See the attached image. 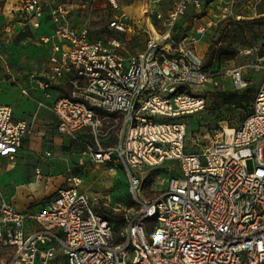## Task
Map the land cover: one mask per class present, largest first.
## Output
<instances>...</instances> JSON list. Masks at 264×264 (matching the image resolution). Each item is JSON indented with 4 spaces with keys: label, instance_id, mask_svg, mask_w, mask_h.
<instances>
[{
    "label": "built area",
    "instance_id": "built-area-1",
    "mask_svg": "<svg viewBox=\"0 0 264 264\" xmlns=\"http://www.w3.org/2000/svg\"><path fill=\"white\" fill-rule=\"evenodd\" d=\"M68 3L24 0L21 23L7 31L38 33L48 57L44 69L13 82L21 98L53 114L65 139L96 142H83L92 163L125 171L130 204L109 219L74 175L38 210L18 212L3 199L0 264H264V52L225 74L231 90L242 91L245 71L262 73L241 125L187 137L183 122L221 86L197 43L244 18L234 0H145L138 17L115 13L117 1L108 0V39L72 20ZM96 108L120 120L111 146L98 142ZM31 128L0 104V170L13 169ZM165 162L174 172L146 199L141 169Z\"/></svg>",
    "mask_w": 264,
    "mask_h": 264
},
{
    "label": "rangeland",
    "instance_id": "rangeland-1",
    "mask_svg": "<svg viewBox=\"0 0 264 264\" xmlns=\"http://www.w3.org/2000/svg\"><path fill=\"white\" fill-rule=\"evenodd\" d=\"M55 1L69 2L72 20L87 25L94 37H110L107 22L112 11L108 0ZM116 1L118 9L115 13L130 12L138 17L145 0ZM23 3L24 0H0V104L12 105L17 117L22 116L31 122L32 132L25 138L13 169L5 171L3 167L0 170V201H9L18 212L38 210L48 195L58 187L67 186V179L74 175L81 180L80 190L93 198L96 210L108 214L109 219L118 220L112 209H118V204L122 207L130 204L125 171L120 166L92 163L83 153V142L88 140L92 145L96 142L90 138L78 141L65 139L56 129L53 114L43 108L38 110L33 102L21 98L13 82L16 77V81L22 84L28 73L44 69L48 57V50L40 42L38 33L33 34L27 29L14 35L7 31L8 27L16 29L21 23L17 14ZM234 3V10L244 18L218 24L197 43L204 58L205 71L218 78L226 90L222 91L219 86L206 91L205 107L188 117L187 136L221 127L237 128L251 113L262 73L245 71L249 85L242 91L231 90L225 74L234 67L255 61L264 51V0H234ZM229 48L236 54L226 60L221 54ZM250 49L252 53L244 55ZM230 100L238 103L230 104ZM96 111L102 119L98 142L101 147L111 146L117 141L120 120L98 109ZM203 140L201 138L200 141ZM47 151L50 156H46ZM174 169L175 164L171 162L142 168L143 196L148 199L157 195L162 179L172 174Z\"/></svg>",
    "mask_w": 264,
    "mask_h": 264
},
{
    "label": "trees",
    "instance_id": "trees-1",
    "mask_svg": "<svg viewBox=\"0 0 264 264\" xmlns=\"http://www.w3.org/2000/svg\"><path fill=\"white\" fill-rule=\"evenodd\" d=\"M228 23H229V21H227ZM262 52H264V51H262ZM262 52L260 53V55L262 54ZM235 54H236V52H235V50L234 49H232V48H229L227 51H224L221 55H223V58L224 59H232L234 56H235ZM206 67H205V65H204V69H205ZM226 89H224V90H222V91H225ZM237 93H240V92H237ZM231 96H234V95H231ZM237 101L236 100H233V101H229V103L230 104H235ZM238 103V102H237ZM190 116H192V115H189V116H187V117H185L184 119H183V122H184V124H185V126H186V131H187V122H188V117H190ZM215 130V129H214ZM205 131H207V130H204V131H201L200 132V134H202V133H204ZM212 131V130H211ZM187 135H188V131H187ZM187 137H190V135L189 136H187ZM87 139V138H86ZM168 175H171L170 173L168 174Z\"/></svg>",
    "mask_w": 264,
    "mask_h": 264
},
{
    "label": "crops",
    "instance_id": "crops-1",
    "mask_svg": "<svg viewBox=\"0 0 264 264\" xmlns=\"http://www.w3.org/2000/svg\"><path fill=\"white\" fill-rule=\"evenodd\" d=\"M130 13V12H129ZM131 14V13H130ZM132 15V14H131ZM47 56H48V52H47ZM14 78H16V77H14ZM18 89V88H17ZM18 118H24V117H22V116H20V117H18ZM24 143V142H23Z\"/></svg>",
    "mask_w": 264,
    "mask_h": 264
}]
</instances>
